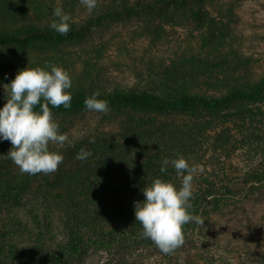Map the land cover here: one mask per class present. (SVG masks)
<instances>
[{"label": "rangeland", "instance_id": "374dc122", "mask_svg": "<svg viewBox=\"0 0 264 264\" xmlns=\"http://www.w3.org/2000/svg\"><path fill=\"white\" fill-rule=\"evenodd\" d=\"M136 1L97 0V7L89 13L80 0H0V23L28 22L44 29L59 6L70 15L72 28L101 9ZM47 64L67 70L72 80L70 93L160 94L167 89L218 97L232 89L251 87L264 76V0H186L180 7L135 11L107 21L77 41L0 48V107L6 102L3 85L14 79L19 69ZM53 118L60 133L67 135L62 145L49 144L51 151L63 156L55 172L22 173L6 156L10 142H0V243L20 249L18 255L36 244L34 252L44 256L67 242L60 225L54 227L55 239L42 236L29 242L27 231L32 228L24 217V204L47 181L83 164L76 154L81 148L89 151L97 134L113 137L132 131V127L150 132L173 126L197 131L200 126L204 144L188 159L196 168L193 188L240 183L247 172L264 170V154L257 147L264 140V97L243 110L233 108L220 116L120 109L106 114L88 110L53 114ZM172 182L179 187L182 177ZM255 187L252 194L227 210L203 218L198 230L186 236L177 264H264V180ZM79 231L88 235L84 228ZM143 247L140 244L138 249ZM115 252L116 246L89 245L62 264H115ZM133 252L129 250L127 256L132 264H167L145 251L138 256Z\"/></svg>", "mask_w": 264, "mask_h": 264}, {"label": "trees", "instance_id": "16d2710c", "mask_svg": "<svg viewBox=\"0 0 264 264\" xmlns=\"http://www.w3.org/2000/svg\"><path fill=\"white\" fill-rule=\"evenodd\" d=\"M185 1L121 2L117 7L99 10L79 26L70 28L65 35L55 32L50 26L38 29L28 22L0 23V48H26L35 44L59 45L77 41L107 21L135 11L152 12L164 7H180ZM91 94L81 90L73 91L70 108L49 106L50 110L52 114L86 110L84 100ZM263 97L264 76L251 87L232 89L218 97L177 93L166 89L160 94L115 91L100 94L98 98L109 102L110 111L130 109L157 115L220 116L233 108L243 110ZM132 128L130 132L118 133L113 137L97 134L89 144L92 155L83 161L84 165L78 163L63 177L57 175L55 179L47 181L30 202L24 204V217L30 223L29 228H32L27 231L28 241L38 240L42 236L55 239L54 227L60 225L67 238L64 246L43 256L34 252L35 244L26 253L21 251V255H18L20 249L5 247L0 243V264H27L31 261L38 264H62L66 258L83 253L89 245L94 244L116 246L114 255L118 261L115 264H132V261L128 262L129 250L137 252V256L145 251L149 256H155L167 264H177L186 243L170 254L162 253L151 239L144 237L142 225L135 221L134 202L143 201L142 189L150 185L153 178L159 177L171 182L179 178L171 163L167 171L161 173V163L165 158L171 161L179 155L188 161L193 153L196 155V149L204 144L199 132L201 127L194 131L173 126L152 132ZM258 144L261 150L259 153L264 154V140ZM241 180L240 183L219 187H194L188 212L205 221L211 213L227 210L237 200L253 193L255 186L264 180V170H251ZM198 225L189 222L183 226L184 240L188 234L198 230ZM79 228L86 229L88 235L82 236ZM140 244L144 246L141 251L138 249Z\"/></svg>", "mask_w": 264, "mask_h": 264}, {"label": "clouds", "instance_id": "9594fccd", "mask_svg": "<svg viewBox=\"0 0 264 264\" xmlns=\"http://www.w3.org/2000/svg\"><path fill=\"white\" fill-rule=\"evenodd\" d=\"M80 3L89 13L97 7V0H80ZM69 21L70 15L58 6L53 9L49 26L65 35L70 31ZM71 87L67 70L54 64L19 69L14 79L3 85L6 102L0 107V142H10L6 156L22 173L49 174L63 162L62 154L51 151L49 144L62 145L67 135L60 133L49 106L70 108L72 95L68 90ZM99 96V92H93L86 97L85 109L106 114L110 111L109 102ZM91 155L90 151L81 148L76 159L85 161ZM169 163L176 175L182 177L181 185L177 187L171 181L153 178L151 184L142 189L143 201L134 202L135 221L142 225L144 237L151 239L164 254L183 245L184 225L204 223L199 216L188 212L196 168L179 155L171 161L163 159L161 173L167 171Z\"/></svg>", "mask_w": 264, "mask_h": 264}]
</instances>
